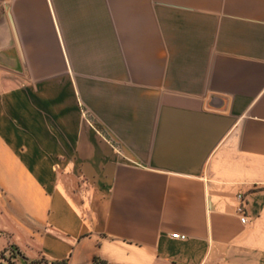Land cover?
Listing matches in <instances>:
<instances>
[{"label": "crops", "instance_id": "0c3cea01", "mask_svg": "<svg viewBox=\"0 0 264 264\" xmlns=\"http://www.w3.org/2000/svg\"><path fill=\"white\" fill-rule=\"evenodd\" d=\"M7 254L264 264V0H0Z\"/></svg>", "mask_w": 264, "mask_h": 264}, {"label": "built area", "instance_id": "2783aa9c", "mask_svg": "<svg viewBox=\"0 0 264 264\" xmlns=\"http://www.w3.org/2000/svg\"><path fill=\"white\" fill-rule=\"evenodd\" d=\"M237 199L240 201V205L237 208V215L240 217V221L242 223L246 222V215H245V211H246V207H245V198L242 195H237ZM172 239H177V240H185L186 236L185 235H180V234H173L171 235Z\"/></svg>", "mask_w": 264, "mask_h": 264}, {"label": "rangeland", "instance_id": "374dc122", "mask_svg": "<svg viewBox=\"0 0 264 264\" xmlns=\"http://www.w3.org/2000/svg\"><path fill=\"white\" fill-rule=\"evenodd\" d=\"M2 259L4 260L1 264H27L25 261L22 259H14L12 256L7 254V256L3 255ZM30 264H50L48 261L45 260H40L39 262H33Z\"/></svg>", "mask_w": 264, "mask_h": 264}, {"label": "trees", "instance_id": "16d2710c", "mask_svg": "<svg viewBox=\"0 0 264 264\" xmlns=\"http://www.w3.org/2000/svg\"><path fill=\"white\" fill-rule=\"evenodd\" d=\"M50 264H56V262H52ZM60 264H65V263H60ZM92 264H107V263L102 261V260H100V259L95 258Z\"/></svg>", "mask_w": 264, "mask_h": 264}]
</instances>
